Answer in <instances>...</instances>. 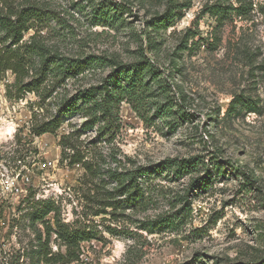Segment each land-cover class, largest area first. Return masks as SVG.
Segmentation results:
<instances>
[{"label": "rangeland", "instance_id": "rangeland-1", "mask_svg": "<svg viewBox=\"0 0 264 264\" xmlns=\"http://www.w3.org/2000/svg\"><path fill=\"white\" fill-rule=\"evenodd\" d=\"M27 1L49 10L50 18L24 39L39 31L52 51L79 58L116 55L124 62L138 59L144 47L187 102L181 114L175 109L165 120L148 104L141 117L124 99L113 141L98 139L97 128L83 132L82 150L103 169L115 167V155L122 169L151 172L143 204L93 215L100 207L93 202L101 195L100 181L85 177L82 164L62 162L59 145L61 135L80 129L84 119L76 116L56 133L33 135L34 112H40L38 120L48 114L34 93L7 95L15 81L8 71L0 80V264H45L34 249L43 225L32 219L36 203L47 199L66 223L95 233L69 264H264V0H178L182 17L166 27L152 23L167 11L168 0H0V12ZM242 2L246 14L207 10ZM149 34L158 44L154 52ZM108 72L91 65L68 78L55 98L96 84ZM233 101L237 107L229 113ZM196 156L201 162L193 173L155 170L169 159ZM201 177L202 188L194 184ZM47 219L53 223L54 213ZM55 238L53 251L65 252Z\"/></svg>", "mask_w": 264, "mask_h": 264}, {"label": "trees", "instance_id": "trees-1", "mask_svg": "<svg viewBox=\"0 0 264 264\" xmlns=\"http://www.w3.org/2000/svg\"><path fill=\"white\" fill-rule=\"evenodd\" d=\"M178 0H168V8L163 16L153 20L154 26H170L173 21L182 15H177ZM6 12H0V80L8 71L15 75V81L7 85L9 97L21 98L26 93H34L39 98V108H45L47 115L38 120L40 112H34L35 120L31 127V133L40 136L45 133H56L70 118L79 116L84 119L80 129L69 131L61 135V161H67L74 166L82 164L85 168L84 176L99 180L102 190L99 198L93 200L99 204L93 215L108 213L107 207L112 210H120L141 205L146 201V179L151 176L147 167L138 166L131 169H122L121 161L112 155L115 167L103 169L95 159H87L82 144L79 142L84 131L97 128L98 139L113 141L119 128V107L124 99L131 102L135 111L143 117L146 105L155 108V114L159 118L167 120L169 114L175 109L178 114L183 112V106L187 102V95L174 84L173 70L169 77L172 84L163 77V72L156 59L149 58L144 47L140 48L138 59L124 62L116 55H88L85 58L67 56L60 51H52L42 39L39 31L26 40L25 34L38 24L50 18L49 10L44 9L38 2L27 1L18 8L6 5ZM214 14H227L236 11L238 14H246L247 7L242 2L240 6L222 7L212 5L207 8ZM3 34V36H2ZM4 38V39H3ZM150 50L156 49L157 41L151 34L147 36ZM10 41L8 45L6 42ZM188 39L183 46L188 47ZM156 55V54H155ZM156 58V56H155ZM94 65L109 68L106 76L96 84L78 89L71 96L62 95L55 98V93L63 87L68 78H78ZM177 65L175 64L174 67ZM32 71L31 79L26 81V76ZM180 94L179 101L175 100L174 89ZM160 97L165 101L160 103ZM49 100V101H48ZM55 106L54 113L49 105ZM250 111H254L256 105ZM53 106V107H54ZM143 106V107H142ZM237 107L233 101L231 110ZM179 108V109H178ZM48 112V113H47ZM97 140H95L96 143ZM200 157L185 159H169L155 167V170L165 167H175L179 174H190L198 169ZM105 176H108L106 180ZM114 183L112 190H107L106 185ZM95 184V183H94ZM202 188L205 177L197 178L194 183ZM97 186V184L95 185ZM104 206V207H101ZM50 213H54V222L47 219ZM114 213V212H112ZM33 223L41 222L44 231H37L35 254L38 261L45 264H69L79 259L81 242L91 240L95 236L93 230L72 227L60 217V211L56 202L52 199L37 202L33 210ZM113 233L115 228L109 226ZM56 240L66 246V251H53L50 246L52 235Z\"/></svg>", "mask_w": 264, "mask_h": 264}]
</instances>
